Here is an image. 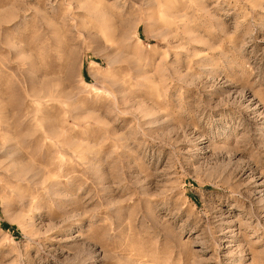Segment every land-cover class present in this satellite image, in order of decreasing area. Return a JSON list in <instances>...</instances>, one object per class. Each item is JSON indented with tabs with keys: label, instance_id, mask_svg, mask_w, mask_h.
I'll list each match as a JSON object with an SVG mask.
<instances>
[{
	"label": "rangeland",
	"instance_id": "374dc122",
	"mask_svg": "<svg viewBox=\"0 0 264 264\" xmlns=\"http://www.w3.org/2000/svg\"><path fill=\"white\" fill-rule=\"evenodd\" d=\"M0 264H264V0H0Z\"/></svg>",
	"mask_w": 264,
	"mask_h": 264
}]
</instances>
